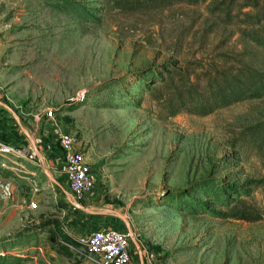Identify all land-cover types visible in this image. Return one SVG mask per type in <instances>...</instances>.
I'll return each instance as SVG.
<instances>
[{"label": "rangeland", "instance_id": "1", "mask_svg": "<svg viewBox=\"0 0 264 264\" xmlns=\"http://www.w3.org/2000/svg\"><path fill=\"white\" fill-rule=\"evenodd\" d=\"M209 7L129 13L108 0H0V96L49 121L44 140L77 137L99 174L93 201L105 221L130 226L132 240L159 262L264 264V194L251 185L264 179V145L254 134L264 125V98L174 116V95L189 76L264 72V49ZM7 161L0 156V181L14 186ZM221 184L246 190L262 220L216 218ZM7 187L0 183V264H94L65 245L78 234L65 221L34 231L38 207L26 209L21 187ZM59 211L50 217L62 221Z\"/></svg>", "mask_w": 264, "mask_h": 264}, {"label": "trees", "instance_id": "2", "mask_svg": "<svg viewBox=\"0 0 264 264\" xmlns=\"http://www.w3.org/2000/svg\"><path fill=\"white\" fill-rule=\"evenodd\" d=\"M210 2L209 12L217 15L226 25L238 24L241 34L264 49V0H108L114 9L129 12H147L170 8L177 5H198ZM205 79L191 81L187 77L184 85L175 93L176 107L174 116L180 111L198 116H208L221 110L249 100L264 98V72L246 67L235 75L228 71L213 69L204 71ZM170 75L184 77L185 71L173 69ZM173 82V81H170ZM204 83V85H202ZM78 105V104H77ZM75 105V106H77ZM177 108V109H176ZM264 145V125L254 133ZM252 190H261L264 194V179L251 182ZM220 193L214 195L223 211H211L216 218L232 219L256 223L262 220V213L246 199L250 196L246 190L235 185L221 184ZM213 196H211L212 198ZM57 219L49 217L39 222L33 229L44 232Z\"/></svg>", "mask_w": 264, "mask_h": 264}, {"label": "crops", "instance_id": "3", "mask_svg": "<svg viewBox=\"0 0 264 264\" xmlns=\"http://www.w3.org/2000/svg\"><path fill=\"white\" fill-rule=\"evenodd\" d=\"M36 115L27 109L17 111L14 107L7 105L0 96V140L15 147H30L33 151L38 152L40 163V165H35L25 159L6 156L8 168L17 177V182L13 186L3 180L0 181L1 185L5 188L11 186V191H15L17 186L21 187V201H30V204L36 202L40 214L39 222L47 217H54L56 210H60L58 215L62 221L51 226H60L65 221L72 229L76 230L77 235L111 228L123 233H135L130 226L123 227L112 221H105L104 208L101 207L102 202L93 201L97 193L101 192L96 168L95 175L98 181L96 192L84 196L83 199L71 191L65 174L64 155L61 147L56 143L53 134H51V141H46L42 137L46 134L45 130L50 133L53 132V128L49 125V121L47 123L37 121ZM44 124L49 126V129L46 126L42 135L41 129ZM87 160L92 163L91 158H87ZM35 179L39 182V186L34 182ZM25 207L28 209L29 206ZM65 244L71 246L76 253H83V249L77 246L73 240L66 239ZM131 252L135 264H159L160 260L158 261L155 253L148 252L139 240L138 243L131 240Z\"/></svg>", "mask_w": 264, "mask_h": 264}, {"label": "built area", "instance_id": "4", "mask_svg": "<svg viewBox=\"0 0 264 264\" xmlns=\"http://www.w3.org/2000/svg\"><path fill=\"white\" fill-rule=\"evenodd\" d=\"M85 100V95H78L69 99V105H77ZM53 111H48L44 116L52 118ZM37 121H41V115H36ZM55 141L63 151L65 174L69 181L71 191L79 197L91 195L98 189V181L95 170L87 160L86 153L80 149L75 135L60 132L55 135ZM0 156H12L17 159H25L27 162L40 165L38 152L26 146H11L0 140ZM31 203L29 208H36ZM69 238L83 249V255L87 261L94 264H135L131 252V240L133 235L123 233L116 229L90 231L83 235L68 234ZM66 245V244H65ZM73 249L71 246L67 245ZM159 264H164L159 262Z\"/></svg>", "mask_w": 264, "mask_h": 264}]
</instances>
